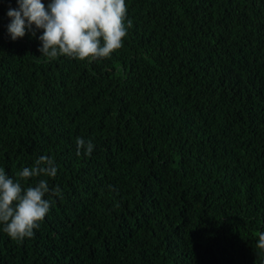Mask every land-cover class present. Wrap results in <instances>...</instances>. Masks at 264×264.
Here are the masks:
<instances>
[{
    "label": "trees",
    "instance_id": "1",
    "mask_svg": "<svg viewBox=\"0 0 264 264\" xmlns=\"http://www.w3.org/2000/svg\"><path fill=\"white\" fill-rule=\"evenodd\" d=\"M10 7L0 168L48 155L62 197L31 238L0 225V264H264V0H126L123 46L92 62L13 41Z\"/></svg>",
    "mask_w": 264,
    "mask_h": 264
},
{
    "label": "clouds",
    "instance_id": "2",
    "mask_svg": "<svg viewBox=\"0 0 264 264\" xmlns=\"http://www.w3.org/2000/svg\"><path fill=\"white\" fill-rule=\"evenodd\" d=\"M17 4L18 8L10 7L7 13L10 38L15 41L29 31L34 37L42 32L39 51L49 60L109 58L123 46L132 26L126 0H17ZM75 143L78 156L92 155L95 144L91 138L77 137ZM57 172L55 159L48 155L24 167L16 174L18 179L0 168V225L10 238L23 241L33 237L50 212L51 197H62L59 185L51 186L48 179H54ZM29 180L35 183L28 184ZM256 248L264 250V232L259 233Z\"/></svg>",
    "mask_w": 264,
    "mask_h": 264
}]
</instances>
